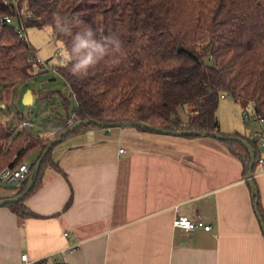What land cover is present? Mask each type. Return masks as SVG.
<instances>
[{"label": "trees", "instance_id": "obj_1", "mask_svg": "<svg viewBox=\"0 0 264 264\" xmlns=\"http://www.w3.org/2000/svg\"><path fill=\"white\" fill-rule=\"evenodd\" d=\"M53 13L66 17L73 33L91 26L97 38L118 35L123 51L105 57L83 79L61 63L55 66L66 86L65 92L59 91L65 120L51 138H43L31 133L33 126L19 127L28 120L23 116L8 121L1 117L12 87L25 83L42 67L27 40L26 28L49 26L63 47L70 46L71 38L55 29ZM3 15H10L12 21L7 24L0 19V171L20 164L28 170L22 180L0 183V199L23 193L19 200L1 206L18 219L44 216L30 209L26 200L42 187L47 170L65 176L52 156L57 144L92 128L127 127L109 126L123 121L142 123L143 128L130 126L151 133L158 132L156 128L190 131L181 134L187 138L195 137L196 131L222 134L225 139L210 138L223 144L243 177L249 169L254 175L261 155L258 136L221 132L216 111L221 96L227 94L245 111L250 105L254 121L264 119V0H0V17ZM76 20L82 23L76 25ZM16 29H22L23 37ZM53 93L46 91L40 97ZM70 96L75 100L73 106ZM189 103L195 105V114L181 120L178 109ZM84 119L104 124L89 122L68 130L36 169L46 145ZM233 137H241L249 145L255 158L252 166L247 146ZM251 186L256 213L264 222L253 178ZM7 187L11 190L2 193ZM71 202L72 192L62 209L51 216L65 211ZM43 263L41 259L37 264Z\"/></svg>", "mask_w": 264, "mask_h": 264}, {"label": "crops", "instance_id": "obj_2", "mask_svg": "<svg viewBox=\"0 0 264 264\" xmlns=\"http://www.w3.org/2000/svg\"><path fill=\"white\" fill-rule=\"evenodd\" d=\"M194 110L182 106L178 116L187 120ZM235 123L224 128L240 133ZM249 125L246 134L264 139V125ZM127 127L92 128L59 143L52 156L65 176L47 170L26 200L43 217L20 220L0 206V264H264L252 183L224 147ZM253 181L264 214V173L256 169ZM70 192L71 205L51 216ZM178 215L211 229L174 227Z\"/></svg>", "mask_w": 264, "mask_h": 264}, {"label": "rangeland", "instance_id": "obj_3", "mask_svg": "<svg viewBox=\"0 0 264 264\" xmlns=\"http://www.w3.org/2000/svg\"><path fill=\"white\" fill-rule=\"evenodd\" d=\"M27 40L36 49L37 58L40 60L42 67L38 68V73L22 84H15L10 93L9 101H7V106L4 108L5 114H2L1 119L3 121L11 120L18 116H23L24 118L33 121V127L30 131L34 135L42 136L48 132H56L64 123L65 118V108L63 106V98L61 97L59 91L65 92L66 86L63 78L55 70V66L60 64L62 55L56 56L55 53H60L63 46L62 43L56 38L55 34L49 26L38 27H28L25 30ZM32 90V103L24 104L22 102V97L24 93L28 90ZM46 91H54L50 96L40 97V93ZM4 99V97H2ZM6 101V100H4ZM71 105H75V100L70 96ZM195 107L194 104L189 103L186 107ZM245 108L237 101L234 103V99L227 94L221 96L219 100V105L216 111V116L221 124V132L231 134L234 130L225 129L224 126L227 123L228 126L239 124L240 133L243 135H251L255 131H251L250 134H246L248 130L252 129L250 123L257 124L251 118L249 120L243 121L242 112H247L250 115L252 107L249 105ZM264 125V124H261ZM128 126L126 129L131 128ZM135 127H133L134 129ZM264 128V126H263ZM97 129H101L98 128ZM143 135H146L145 133ZM185 137V136H183ZM195 137H203L201 135L195 134ZM206 139L208 136H204ZM194 138V137H192ZM212 141H216L212 139ZM219 147H224L222 143L216 141ZM57 144L54 147V154L56 149L59 147ZM225 149V147H224ZM33 155H30L26 162H30ZM2 193H7L11 189L10 187L3 188Z\"/></svg>", "mask_w": 264, "mask_h": 264}, {"label": "clouds", "instance_id": "obj_4", "mask_svg": "<svg viewBox=\"0 0 264 264\" xmlns=\"http://www.w3.org/2000/svg\"><path fill=\"white\" fill-rule=\"evenodd\" d=\"M53 22L59 33L71 38L70 46L63 47L61 50L60 63L77 79L86 78L89 70L95 69L105 57L114 52L123 51V42L116 34L101 35L97 38L91 26L73 33L72 23L57 13H53ZM75 23L79 25L82 21L76 20ZM114 63H118V60Z\"/></svg>", "mask_w": 264, "mask_h": 264}, {"label": "built area", "instance_id": "obj_5", "mask_svg": "<svg viewBox=\"0 0 264 264\" xmlns=\"http://www.w3.org/2000/svg\"><path fill=\"white\" fill-rule=\"evenodd\" d=\"M0 19H2L5 23L10 24L12 21V17L10 15H3L2 17H0ZM18 32V35L20 37H23V32L22 29H16ZM56 55H60V53H55ZM252 118L253 120L256 119V115L253 113L247 114L246 112H242V119L244 121L248 120ZM260 123L264 124V119L260 118L259 119ZM69 125L71 124V122H68ZM20 126H33V123L29 120L23 121L19 124ZM251 136H258V143L259 146L262 147L264 146V139L262 137V134L255 131L251 134ZM119 152H123V149H119ZM256 169L257 171L264 173V154H261L259 156V158L256 161ZM28 168L25 164H20L18 166H16L14 169H10V168H4L0 171V183L2 182H12L14 180H22L25 177V174L27 172ZM172 225L174 227H178L183 229L184 231H192L195 229H203L204 231H209L211 229V225L209 223L204 222L202 219L197 218V219H189L186 216H182V215H178L173 217L172 219ZM64 235L67 236V232H64ZM75 247H71V250H73ZM21 260H25L26 259V255H21Z\"/></svg>", "mask_w": 264, "mask_h": 264}, {"label": "water", "instance_id": "obj_6", "mask_svg": "<svg viewBox=\"0 0 264 264\" xmlns=\"http://www.w3.org/2000/svg\"><path fill=\"white\" fill-rule=\"evenodd\" d=\"M22 102L24 104H31L32 103V90L28 89L23 97H22ZM89 122H96L100 125H103L104 123L100 122V121H96L93 119H84V120H79L76 123H74L72 126H70L68 129H65L63 131H61L58 135H56V137L54 139H52L45 147V149L42 151L38 161L36 162L35 168L37 169L40 165V163L42 162L44 156L46 155V153L49 151V149L57 142L61 139V137L63 136V134H65L66 132H68V130H71L73 128H75L76 126L80 125V124H85V123H89ZM121 125H135L138 127L143 128L144 125L142 123H132L130 121H123V122H118V123H114V124H109V126H121ZM150 129H154V128H150ZM155 131L161 132V133H171V134H175V135H181V134H186V133H191L190 131H182V130H174V131H170V130H162L160 128H156ZM197 135H201V136H208V137H213L216 139H225L226 137L222 134H217L215 132H194ZM239 141H241L242 143H244L248 150L250 151V155H251V166L255 163V158L253 153L251 152V149L249 147V145L246 143V141L241 138V137H233ZM246 178L248 180L249 183H252V178L253 175L251 174V169L248 170ZM30 188V184L27 186L26 190L24 192H26L28 189ZM23 196V193L17 195V196H13V197H8V198H4V199H0V206L13 202V201H17L19 200L21 197ZM258 220L260 222V226L262 228L263 234H264V222L261 220L260 217H258Z\"/></svg>", "mask_w": 264, "mask_h": 264}]
</instances>
